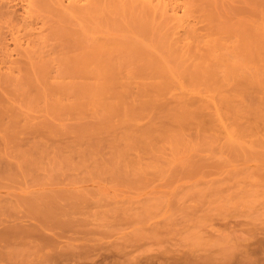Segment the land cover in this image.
I'll return each mask as SVG.
<instances>
[{"label": "bare ground", "instance_id": "6f19581e", "mask_svg": "<svg viewBox=\"0 0 264 264\" xmlns=\"http://www.w3.org/2000/svg\"><path fill=\"white\" fill-rule=\"evenodd\" d=\"M259 7H264V0H0V120L7 118L11 123L22 117L21 109L18 112L19 108L9 103L19 96L26 105L50 100L51 108L57 105L61 110L66 108L62 117L75 115L74 111L67 114V109L77 113L76 109L86 104L94 105L96 111L102 108L105 117L102 123L112 125L113 117H118L116 121L127 124V131L120 139L123 145L112 152L110 162H99L96 166L114 174L122 172L129 179L135 175L143 179L150 169L160 168L159 162L166 159L168 148L173 157L180 148L194 147L191 142L202 133H208L205 138L209 142L215 140L218 135L214 133L220 127L228 138L224 146L231 152H226L229 157L214 153L210 154L212 158L205 155L198 161L192 153L197 161L190 156L178 163V169L179 165L186 168L196 165L189 171L196 170L206 177L197 182L201 187L196 196L199 200L206 199L209 207L214 202H220L219 207L224 208L250 201L253 205L250 202L247 205L255 208V202L264 198V142L261 145L258 137L254 139L259 121L234 128L233 124L243 117L241 99H245L238 94H242L244 87L252 88L251 91L255 87L259 90V84L264 87V19L259 22ZM10 40L15 43L14 48L9 47ZM23 40L31 42L24 47ZM50 40L53 42L48 43ZM15 52L18 57L13 56ZM258 98L255 99L259 102ZM61 110L57 111L61 114ZM51 112L53 115L52 109ZM54 115L57 118L56 112ZM225 116L233 120L232 125L225 122ZM187 134H194L195 140ZM246 137L254 138L246 140ZM257 145L262 150L256 149ZM215 156L222 159L214 161ZM188 159L194 162L187 163ZM213 173L215 177L207 178ZM61 193L40 208L30 207L39 216L31 230L30 225L23 228L15 223L0 229V246L1 240L14 237V242L19 238L25 243L31 241L42 250L50 247L47 240L53 237L42 228L52 230L60 225L64 229L71 221L67 218L69 213L73 217L80 213L76 209L84 198L73 191L70 196ZM235 216L236 213L232 218ZM229 218L221 215L223 231L235 228ZM84 220L90 223L86 217ZM38 240L39 247L33 242ZM262 242L259 259L247 247L241 256L230 255V249L235 247L232 244L221 249L225 258L220 264H264Z\"/></svg>", "mask_w": 264, "mask_h": 264}, {"label": "rangeland", "instance_id": "374dc122", "mask_svg": "<svg viewBox=\"0 0 264 264\" xmlns=\"http://www.w3.org/2000/svg\"><path fill=\"white\" fill-rule=\"evenodd\" d=\"M19 11H22L21 13L24 11L20 4ZM261 17H264V7H259V22L264 19ZM30 42L23 40L22 46L25 47ZM52 42L53 40H50L48 43ZM9 45L10 48L16 46L11 40ZM13 56L18 57L16 52L13 53ZM255 88L258 90L257 87ZM246 89L242 88V94L241 92L238 94L245 99H241L242 102L244 101L242 103L244 105V107L242 106L243 117L233 124L235 125L233 128L248 124L249 121L255 122L257 119L259 132L253 138L257 139L258 137L259 143L263 145L264 87L259 84V94L256 89L255 91H251L252 88L249 89V87ZM214 94L218 97L216 92ZM212 96L214 95L212 94ZM252 96L256 97L252 98ZM21 98L19 96L20 100ZM255 98H258L259 102ZM16 99L18 98L16 97ZM16 99L14 102L11 99L9 103L18 107V112L20 109L22 110L19 112V115L23 112L22 117L18 118V116L17 121L14 118L15 122L9 120L12 124L7 121V118L5 121L0 120V229L15 223L23 228L30 225L28 228L31 230L37 224L39 216L36 212H32L30 207H42L57 193L64 194L65 192L64 196H70L73 191L84 198L81 202L83 204H81L82 207L80 206L81 209H76L80 210L78 211L80 213L77 214L71 210L77 216L75 217L74 214L73 217V214L70 213L71 217L67 216V218H71L69 222L73 223L72 227L69 223L68 226L63 225L62 227L65 226V228H61L62 230L59 228L60 225L57 226L58 229L56 227L52 230L42 228L45 233H51L49 237H53L47 240L50 241V247L42 250L36 248L31 241H26L29 242L27 244L19 238V240L17 239L18 243L14 242V237L13 240L12 237H9L12 241L5 243L6 245L3 241H8L9 238L1 240L3 245L0 246V264H220L225 258L221 249L225 246L230 247L232 244L235 247L229 248L230 255L241 256L247 247L246 250L253 257L259 259L261 256L259 255L261 254L259 251L261 245L259 246V244L264 240V201H262L264 198L260 199L261 202L257 201L259 204L255 202V208L251 206L253 203L246 201L245 205L244 202L238 204L242 205L241 207L233 204L227 205L228 207H225L228 210L224 207L226 211L219 207L220 202H214L210 205L213 209L211 211L207 200H199L196 196V192L201 187V185H196L197 182L206 179V177L200 175L196 170L189 171L196 165L187 167L188 169L183 166L185 171L179 165L180 169H178V163L186 161L190 156L192 158L193 154L197 160L205 155L207 158H212L210 154L214 156V153H217L216 155L224 153L223 157H229L230 154L227 155L226 152L230 151L224 146L228 139L225 138L224 129L218 127L219 131L218 129L214 130V134L218 137L215 140L213 138L211 142H209L210 139L205 138L208 133H205L206 135L202 133L200 138H196L194 134H187L193 140L196 138L194 143L191 142L194 147L183 148L184 150L180 148L181 151L176 150L178 154L177 152L173 153V157H171V150L166 147L168 148L166 149V159L162 158V162H159L162 164L160 168L150 169L143 179H139L136 175L129 179L122 172L121 175L114 174L110 170L105 171L102 166L103 169L99 167L100 171L96 166L99 162L108 164L112 159V152L123 145V140L120 139H123L126 134L127 124L117 122L118 117H113V124L107 125L102 123L105 118L103 109L99 108L97 111L102 110L97 112L94 105V108L90 104L88 106L86 104L84 107L80 106L76 109L77 113L75 110L67 109V114L74 111L76 116L79 114L78 117L74 113V117L72 113L62 117L61 115L66 113L63 111L62 114V110L66 108L61 110V107L56 104L61 110L60 114L57 111L58 108L53 107L54 104L52 105L54 109L51 108V105L49 106V103H52L50 100H48L49 103L40 100L26 105L19 99V103H17ZM63 100L64 102L68 101L67 99ZM1 103L10 105L7 102V104ZM51 109L54 114L56 112L57 118L51 114ZM81 110L85 112L82 113ZM25 114L29 116V119ZM80 114H83L82 117H79ZM226 120L227 124L232 125L233 120L229 117H226ZM2 122L7 124L3 125ZM188 136L187 139H189ZM253 138L246 137L244 139L252 140ZM192 139L189 140L193 141ZM259 145L256 146V149H264L263 147L260 149ZM134 153L132 151V156ZM220 157L218 158H223ZM216 158L215 156L213 160L215 161ZM92 159L98 161L94 163ZM167 159L170 162L165 163ZM189 159L187 163L197 161L192 158L191 160L194 161L189 162ZM248 164L251 165V163ZM174 167L183 172L177 170L176 172ZM215 176L216 174L213 173L207 178ZM247 202H250L251 205H247ZM262 202L263 205H261ZM33 204L34 206H31ZM235 213L237 217L232 218ZM221 215L230 216V223L236 229L230 228V231L229 228H226L223 231ZM78 217L80 218L79 222L77 221ZM85 217L87 220L89 219L90 223L84 220ZM236 221L251 224L235 225ZM54 232L59 235H54ZM62 236L63 238H61ZM224 236H228L229 239L231 237L230 241ZM54 238L57 242H54ZM235 240L241 241V245ZM33 242L35 245L40 243L39 240ZM54 245L58 249L55 253ZM50 248H53L54 256H52ZM32 253H36V255ZM43 256L50 258L45 259L46 257ZM34 259L36 261H33Z\"/></svg>", "mask_w": 264, "mask_h": 264}]
</instances>
